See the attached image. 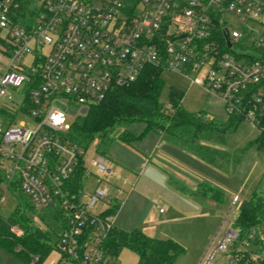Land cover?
<instances>
[{
	"label": "built area",
	"instance_id": "1",
	"mask_svg": "<svg viewBox=\"0 0 264 264\" xmlns=\"http://www.w3.org/2000/svg\"><path fill=\"white\" fill-rule=\"evenodd\" d=\"M224 16L238 28L230 29ZM214 22L226 52L213 38ZM243 29L255 51L235 46ZM260 48L264 0H0V201L16 185L34 209L62 211L66 228L54 264H112L103 242L122 190L109 191L113 173L100 156L90 163L92 173L75 175L82 153L63 138L66 115L84 114L152 66L183 76L256 128L264 113ZM7 89L20 90L17 103ZM17 115L34 128L16 123ZM9 230L21 235L15 226ZM216 236L204 264L215 252L221 264H264V225L242 232L225 216Z\"/></svg>",
	"mask_w": 264,
	"mask_h": 264
},
{
	"label": "rangeland",
	"instance_id": "2",
	"mask_svg": "<svg viewBox=\"0 0 264 264\" xmlns=\"http://www.w3.org/2000/svg\"><path fill=\"white\" fill-rule=\"evenodd\" d=\"M223 18L228 21L230 29L238 28L227 16ZM46 51V48L42 50L43 53ZM160 77L163 87L158 98L159 103L166 104V92L172 86L183 92L181 106L185 111H202L210 118L226 121L228 114L219 99L179 74L162 71ZM19 91L7 89L15 103L21 98ZM73 119L74 117L66 115L67 123L70 124ZM19 121H23L28 129L35 126L32 120L21 115L15 116V122ZM125 130L138 138L131 144L115 139L103 157L113 173L109 179V191L114 193V187L122 190V204L114 216L113 225L119 230L130 231L136 224L140 226L143 220H150L146 223L151 228L150 234L156 236L155 238L170 239L183 249L174 264H204L207 249H213L218 241L216 233L224 217L233 221L238 204L248 200L253 193L264 198V153L254 148L245 150L235 168L228 174H223L199 162L179 147L160 142L155 133L143 132L144 125L141 122H133ZM120 131L122 129L111 135L115 137ZM256 134V129L242 120L233 132L225 136L224 146L208 145L232 152L242 148ZM97 156L94 143L82 151L84 168L91 173L93 169L90 163ZM157 176L163 181L160 182ZM88 182L91 189L92 180ZM200 182L220 190L222 201L215 203L202 198L198 196L197 190L189 192L192 187L197 189ZM176 184L184 186L187 196L175 193L169 188ZM233 197L237 198V202L230 206ZM2 198L0 216L6 217L15 207L16 198L8 192H4ZM57 257L55 250L50 251L40 264H54ZM223 258L221 253L215 252L210 264H221ZM135 263V255L125 248L120 250L112 262ZM0 264L23 263L9 250L0 246Z\"/></svg>",
	"mask_w": 264,
	"mask_h": 264
},
{
	"label": "trees",
	"instance_id": "3",
	"mask_svg": "<svg viewBox=\"0 0 264 264\" xmlns=\"http://www.w3.org/2000/svg\"><path fill=\"white\" fill-rule=\"evenodd\" d=\"M213 30V38L217 40L220 50L228 51L216 22ZM242 34L235 46L242 52L255 51L250 45L252 35L245 29ZM257 52L264 59V48ZM161 72L159 68L146 66L133 82L113 88L101 102L89 106L84 114L73 119L63 133L64 140L81 153L94 143L98 156L104 157L115 139L125 144L134 142L138 137L127 132L125 127L133 122H141L144 125L143 132L156 133L159 141L179 147L223 174H228L235 168L245 150L254 148L264 153V113L255 128L256 136L242 148L228 152L212 147L208 144L224 146L225 136L236 129L242 118L238 115H227L226 121L221 122L208 117L202 111L187 112L181 106L183 92L172 86L167 89L166 104L159 103L158 98L163 87ZM118 129L122 131L113 137L111 134ZM83 171L81 154L77 155L74 173L80 177ZM3 182L0 174V185ZM175 186L180 192L187 193L183 186ZM196 190L198 196L209 201L220 203L223 199L220 190L208 183H198ZM11 194L16 198V205L6 217L0 216V246L9 250L23 264H30L32 256L37 257L35 264H40L54 250L59 235L66 228L65 217L56 206L34 209L16 185H12ZM260 225H264V198L253 193L248 200L238 204L234 226L245 232L250 227ZM12 226L20 229V236L10 232ZM123 248L135 255V264H174L183 251L170 239L151 238L136 228L122 231L113 227L103 242V249L111 263Z\"/></svg>",
	"mask_w": 264,
	"mask_h": 264
},
{
	"label": "crops",
	"instance_id": "4",
	"mask_svg": "<svg viewBox=\"0 0 264 264\" xmlns=\"http://www.w3.org/2000/svg\"><path fill=\"white\" fill-rule=\"evenodd\" d=\"M215 97V96H214ZM218 99V98H217ZM209 117V116H208ZM156 134V133H155ZM157 135V134H156ZM158 136V135H157ZM158 140H159V136H158ZM161 142V141H160ZM164 143V142H163ZM189 155V154H188ZM191 156V155H190ZM193 157V156H192ZM194 158V157H193ZM196 159V158H195ZM197 160V159H196ZM199 161V160H198ZM201 162V161H199ZM202 163V162H201ZM159 181L162 182L163 180L161 179L160 176H157ZM180 180H182V177H179ZM184 187V186H183ZM171 190H173L175 193H178L182 196H187L186 193H183V192H180L177 187L174 185V187H169ZM166 190H169V189H166ZM195 192L196 191V187H192L189 189V192ZM209 204V203H208ZM119 209V208H118ZM118 211V210H117ZM159 212L160 209L158 210ZM117 213V212H116ZM150 220H143L142 223L140 224V226H138L139 224H136V226H134L136 229H139L143 234H145L146 236L148 237H151V238H155L156 236H153V234H150L149 232L151 231V228L146 226V223H149ZM114 226V225H113ZM115 227V226H114ZM116 228V227H115ZM159 239V238H158Z\"/></svg>",
	"mask_w": 264,
	"mask_h": 264
}]
</instances>
